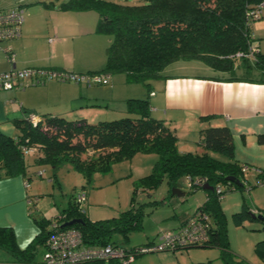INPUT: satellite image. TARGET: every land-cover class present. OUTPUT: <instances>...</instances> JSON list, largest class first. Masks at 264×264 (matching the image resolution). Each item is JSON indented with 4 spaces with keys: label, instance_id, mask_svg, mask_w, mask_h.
<instances>
[{
    "label": "trees",
    "instance_id": "1",
    "mask_svg": "<svg viewBox=\"0 0 264 264\" xmlns=\"http://www.w3.org/2000/svg\"><path fill=\"white\" fill-rule=\"evenodd\" d=\"M262 1L145 0L141 3H120L111 0H65L57 7L94 11L97 14L95 31L110 36L105 49V64L98 71L123 73L127 81L142 83L149 91V81L159 77L167 65L177 60H199L215 71L233 74L237 58L231 56L237 51H247L249 46L257 49L254 58H240L241 63L246 70L257 71V83H264V52L260 51L258 38L252 31L255 21L264 16V10L257 11V5ZM125 112L128 115L96 123L84 118L67 119L45 114L40 122L32 124L29 112L23 118L13 119L17 129L15 136H7L0 131V178L25 177L29 152L24 149L32 147L37 151L35 162H48L53 166L66 162L87 179L95 170L106 168L112 161L130 158L136 152L156 154L152 171L140 179L141 185L157 187L165 180L171 192L181 179L190 177L193 181L204 178L206 184L212 186V189H204L206 199L194 209L209 215L207 241L176 250L194 246L217 247L221 257L229 263L225 217L220 208L221 198L214 191L217 184L227 183L225 175L238 178L240 172V164L234 159L229 128L214 126L200 129L198 145L201 151L180 152L174 131L161 119L151 116L148 96L128 98ZM258 140L264 143V133L258 134ZM97 152L100 153L96 156ZM211 152L222 154L226 159L215 158ZM241 187L243 184L230 182V187L224 189L223 194ZM187 188L196 190L200 187ZM81 209L73 197L57 216L35 219L40 231L25 249L18 248L11 228L0 227V248L12 255L9 261H38L45 247L38 257L37 250L52 232L50 226L53 223L60 228L78 229L83 243L104 245L117 244L111 241L113 233L127 236L139 226L141 219L140 211L128 209L115 217L90 220ZM234 216L241 221L246 214L242 210ZM255 216H252L253 219H258ZM73 218H81L82 222L61 226ZM258 220L264 222V219ZM140 246L130 249L137 250ZM255 248L264 254V240L258 241Z\"/></svg>",
    "mask_w": 264,
    "mask_h": 264
},
{
    "label": "crops",
    "instance_id": "2",
    "mask_svg": "<svg viewBox=\"0 0 264 264\" xmlns=\"http://www.w3.org/2000/svg\"><path fill=\"white\" fill-rule=\"evenodd\" d=\"M49 6L53 8L44 24H38L34 18L27 19L25 15L20 35L0 42L1 48L10 45L15 54L14 63H11L0 50V72L43 67L80 73L98 71L104 66L103 49L107 42H102L101 34L95 31L97 14L92 10H62L52 3ZM254 25L262 29L260 24ZM259 49L264 52L260 46ZM190 61H184L172 72H161L159 77L149 81L146 95L137 97L148 96L151 116L161 119L174 131L180 152L201 151L198 145L200 129L227 126L233 139L234 159L264 170V143L258 140V134L264 133V83H257L256 75L235 72L244 66L241 59L234 60L233 74L215 71L207 64L205 70L189 72ZM96 90L82 83L56 80L24 89L1 90L0 131L15 136L17 129L12 120L23 118L28 112L41 117L46 114L88 121V117L95 115L93 107L100 94ZM109 91L114 95L112 83ZM121 111L125 112V109ZM187 134H193V138L187 139ZM188 141L187 149L181 148ZM25 181L21 176L0 178V227L12 229L19 249H25L40 231L28 203L8 197L13 189L20 193ZM205 199L204 191L197 206ZM188 215L175 213L172 219L177 220V225ZM106 218L109 217L101 219ZM0 250L5 254L4 260L13 258L9 252Z\"/></svg>",
    "mask_w": 264,
    "mask_h": 264
},
{
    "label": "rangeland",
    "instance_id": "3",
    "mask_svg": "<svg viewBox=\"0 0 264 264\" xmlns=\"http://www.w3.org/2000/svg\"><path fill=\"white\" fill-rule=\"evenodd\" d=\"M65 0H0V10L21 5L25 10L26 18H34L38 24H44L48 19L49 10L56 8ZM120 3H141L145 0H111ZM262 29L254 25L253 32L264 51V16L256 20ZM102 42L110 41V36L101 34ZM101 43V42H100ZM107 45H105L107 47ZM104 47V51L106 49ZM101 50V49H100ZM184 60H177L167 65L161 72L166 74L176 70ZM189 72H200L206 69V64L199 60H191ZM195 64V65H194ZM201 67V68H200ZM237 74L257 75L256 70H246L243 66L235 71ZM85 73V72H80ZM115 85L114 95H110L109 87ZM82 85H86L83 84ZM87 86V85H86ZM99 97L93 107L94 117L91 115L88 122L96 123L101 120H112L126 116V101L130 98H138L148 92L145 85L139 82H129L123 73L111 74L109 84H93ZM92 113V110H91ZM195 134V133H194ZM193 138V134H187V139ZM195 136V135H194ZM189 141L181 148L188 147ZM192 145H194L192 143ZM190 148V147H189ZM194 148V147H192ZM194 150V149H191ZM37 151L32 147L26 157V177L28 186H23L20 193L11 190L8 197L16 200L23 199L28 203L32 218L40 219L57 216L63 208L69 205V200L79 192L86 194V200L81 205L86 217L90 220H99L104 217L117 216L121 212L132 209L141 212L139 226L131 230L127 236L119 232L112 235L111 241L132 248L146 245L150 241H156L158 234L164 229L172 228L177 220L172 215L181 213L190 214L204 196V190L198 188L190 190L181 179L178 187L185 192L183 196L172 195L165 180L157 187L149 188L140 184V179L151 173L157 155L147 152H136L130 158L112 161L104 169L95 170L89 179L80 171L74 169L69 163L53 166L48 162L37 163L33 158ZM106 152V151H103ZM100 152L95 153L97 156ZM211 155L220 160L225 156L211 152ZM84 157V156H83ZM242 164V163H239ZM258 174L254 169L247 170L243 174L238 172V178L243 184L241 188H235L225 192L220 199V208L225 217V225L228 240V262L236 264H264V254L258 252L255 245L264 240V222L253 219V215L264 214V184L259 180L264 179V170ZM10 176L8 178H13ZM22 178V176H21ZM26 178V179H25ZM247 183L251 188H246ZM225 187L224 183H220ZM200 200V201H199ZM245 211L246 216L239 221L235 213ZM40 246L37 255L43 252ZM5 254L0 250V260H4ZM221 257L220 250L212 246H194L176 251L162 250L145 252L137 255L130 264H229Z\"/></svg>",
    "mask_w": 264,
    "mask_h": 264
},
{
    "label": "built area",
    "instance_id": "4",
    "mask_svg": "<svg viewBox=\"0 0 264 264\" xmlns=\"http://www.w3.org/2000/svg\"><path fill=\"white\" fill-rule=\"evenodd\" d=\"M264 10V1L257 5V11ZM258 15L255 14V18ZM25 19V10L21 5L0 10V42L13 39L20 35L21 24ZM0 50L8 61L14 63L15 54L10 45ZM257 49L249 46L247 51H237L231 57L254 58ZM110 73L104 71H89L85 73L72 72L65 69H53L43 67H27L23 69L12 68L9 71L0 72V91L11 89H24L30 85H41L51 80L60 82L83 83L88 86L93 84H109ZM32 124L40 122L42 117L33 113L28 114ZM31 149H24L29 152ZM254 169L258 174H262L261 169L251 167L248 164H240V172L243 174L247 170ZM186 187H203L206 184L204 178L192 180L190 177L184 179ZM230 182L225 183V187L217 184L214 191L222 198L224 189L230 187ZM233 183V182H231ZM264 184V179L259 180ZM246 188H251L248 182L244 183ZM28 186V181L24 182ZM86 195L83 191L75 197V204L81 209L85 202ZM32 199L28 200L30 203ZM82 210V209H81ZM208 221L209 215L204 211H194L190 216L174 228L164 229L158 234L157 240L146 245H141L137 250L128 249L118 244L91 245L83 243L81 233L74 227L60 228L56 223L51 224L52 232L45 240V251L38 261H0V264H130L136 257V252H152L162 250H176L190 245L204 244L208 239Z\"/></svg>",
    "mask_w": 264,
    "mask_h": 264
},
{
    "label": "water",
    "instance_id": "5",
    "mask_svg": "<svg viewBox=\"0 0 264 264\" xmlns=\"http://www.w3.org/2000/svg\"><path fill=\"white\" fill-rule=\"evenodd\" d=\"M225 179L235 183L236 185H241L242 184L241 181L239 180V178H237L234 175H225ZM202 188L203 189H212V186H210L208 184H205V185H203ZM171 194L172 195H177V196H183L185 194V192L182 191L178 186H174V187L171 188ZM255 217H257L258 219H264V216H262L261 214L256 215ZM81 222H82L81 218H73V219H70V220L64 222L61 226L62 227L70 226V225H73L75 223H81Z\"/></svg>",
    "mask_w": 264,
    "mask_h": 264
},
{
    "label": "clouds",
    "instance_id": "6",
    "mask_svg": "<svg viewBox=\"0 0 264 264\" xmlns=\"http://www.w3.org/2000/svg\"><path fill=\"white\" fill-rule=\"evenodd\" d=\"M228 181V180H227ZM235 184V183H234ZM236 185V184H235Z\"/></svg>",
    "mask_w": 264,
    "mask_h": 264
}]
</instances>
